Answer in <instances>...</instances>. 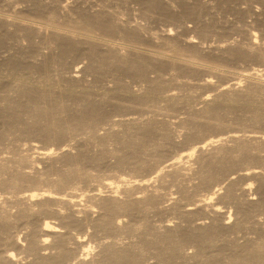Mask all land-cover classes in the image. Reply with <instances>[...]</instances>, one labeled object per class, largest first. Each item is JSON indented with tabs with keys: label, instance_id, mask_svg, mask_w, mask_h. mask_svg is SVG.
I'll return each instance as SVG.
<instances>
[{
	"label": "bare ground",
	"instance_id": "obj_1",
	"mask_svg": "<svg viewBox=\"0 0 264 264\" xmlns=\"http://www.w3.org/2000/svg\"><path fill=\"white\" fill-rule=\"evenodd\" d=\"M251 64L264 0H0V264H264Z\"/></svg>",
	"mask_w": 264,
	"mask_h": 264
},
{
	"label": "rangeland",
	"instance_id": "obj_2",
	"mask_svg": "<svg viewBox=\"0 0 264 264\" xmlns=\"http://www.w3.org/2000/svg\"><path fill=\"white\" fill-rule=\"evenodd\" d=\"M245 5H243V3L242 4H240V6H242L243 5V7L245 6H247V3H244ZM254 5H258V4H256L255 2L253 3ZM133 7V9H131V12L130 13H128V11H126L127 13H126V15H124V17L125 18H129V19H132V21L134 22V21H141V19H139L138 17H137V15H135V13L137 14V11H136V7H134V6H132ZM231 14V15H230ZM132 15V16H131ZM233 16V17H232ZM135 17V18H134ZM228 17H230V18H228ZM227 18L229 19V20H232L233 18H234V14L232 15V13H229V16L227 15ZM136 19V20H135ZM250 19V20H249ZM144 20L142 19V21L141 22H143ZM149 21L147 20H145L143 23H148ZM247 22H250V24L249 25H251V26H254V24H252L251 22H252V17H248L247 18ZM150 23V27L152 28H157L158 26V28H163V26L161 25V24H157V23H151V21L149 22ZM189 23V22H188ZM189 24H191V22L189 23ZM193 24V23H192ZM191 24V25H192ZM194 25V24H193ZM192 25V26H193ZM157 28V29H158ZM258 31V30H257ZM207 44H208V42H206V45L205 46H207ZM247 68H250V70L252 71V69L253 70H256V68H257V70L258 69H263L264 68V65H260V64H251V65H249V66H246ZM252 68V69H251ZM233 70L232 71H238V69H236V68H232ZM235 69V70H234ZM244 69V68H243ZM241 72V74H243L242 76H241V79H242V84H241V86H243V88H242V90H240V93L241 94H246L247 92H248V87H247V80H245L243 77H244V75L247 73L246 71H248V70H240ZM245 71V72H244ZM209 73V72H208ZM261 73V72H260ZM213 79H215L214 81L215 82H218L219 81V79L217 78V77H213ZM175 91V90H174ZM177 91V90H176ZM195 91H196V93L197 94H200V93H202V92H206V90L205 89H201V88H198V89H195ZM212 95L214 94V93H216V91H213V92H210ZM198 102V101H197ZM200 105V106H199ZM201 106H203V103H197V107L199 108V107H201ZM179 114H182V115H180V116H183V115H185L184 113H179ZM175 119V118H174ZM173 119V120H174ZM176 121H177V119H175ZM181 129V128H180ZM101 132H104V130H101ZM179 139H183V136H181ZM28 141H23V143H27ZM34 142H38V144L40 145V146H43L44 144L43 143H41V142H39V141H34ZM72 142V143H71ZM70 144H74L73 143V141H70ZM26 144H23L22 145V147H25L26 148V146H25ZM53 147H55V146H53ZM114 173V171H105V174H106V176H109V175H112ZM239 174V172L238 173H234V175L237 177V176H239L238 175ZM54 176V175H53ZM52 176V177H53ZM196 178V177H195ZM195 178H193V181H197L198 179L196 178V180H194ZM241 179V182H244L245 180H246V182H249V180L247 181V179H244V178H240ZM175 191V187H171V192H173V194L174 195H176V193L174 192ZM179 195V194H178ZM178 195H176V196H178ZM170 197H175V196H173V195H171L170 194ZM173 217V215H169V218H172ZM172 219H174V218H172ZM177 220V219H176ZM175 221V220H174ZM174 221H171V222H173L174 223ZM20 228V229H19ZM18 229H17V234L20 236V237H22L23 235H24V233H25V228L23 227H19ZM21 232V233H20ZM191 250V249H190Z\"/></svg>",
	"mask_w": 264,
	"mask_h": 264
}]
</instances>
